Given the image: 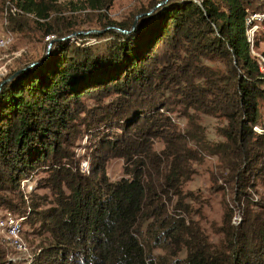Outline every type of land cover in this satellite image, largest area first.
Instances as JSON below:
<instances>
[{"label": "trees", "instance_id": "obj_1", "mask_svg": "<svg viewBox=\"0 0 264 264\" xmlns=\"http://www.w3.org/2000/svg\"><path fill=\"white\" fill-rule=\"evenodd\" d=\"M161 1L115 21L114 0H0L5 28L41 44L0 70V207L38 222L33 264H264V196L249 191L264 185V75L245 24L264 0ZM92 29L101 32L66 38ZM189 110L223 120L222 139L209 140ZM81 134L93 148L87 175L72 149ZM208 154L230 199L217 242L182 189ZM112 157L124 162L116 181L105 176ZM37 172L50 201L21 187Z\"/></svg>", "mask_w": 264, "mask_h": 264}, {"label": "rangeland", "instance_id": "obj_2", "mask_svg": "<svg viewBox=\"0 0 264 264\" xmlns=\"http://www.w3.org/2000/svg\"><path fill=\"white\" fill-rule=\"evenodd\" d=\"M144 1L146 0H114L113 5L108 11V15L115 21L125 19L137 9L139 4ZM196 1L198 3L200 2V0ZM1 6L2 4L0 3V37H3L4 32L7 31V29L5 28L4 19L2 16L3 14L1 13ZM72 37L74 36H71L70 38ZM40 45V42L36 41V36L33 35L32 32L13 31L12 38L5 46H8L7 49L0 51V66H6L10 62V59L16 57L17 55L20 56L21 54L23 59L26 55L33 54ZM254 50L262 54V51L264 50V37L262 34H259L256 37ZM18 61L19 60H17L15 63L17 64ZM205 63H208L213 67H220L222 70L224 69L221 63ZM105 99L107 100L108 98ZM85 103L90 107L96 105V102L91 99L86 100ZM176 109H178L177 106ZM189 113L190 115L196 113V123H198V125L204 129V132L206 133V136L209 140L217 141L222 139L219 136L217 129L223 125V120L212 115L193 112V110H189ZM262 114V121L264 123V111H262ZM171 117L180 130H185L187 127H189L187 121L188 117L183 116L182 112L173 111L171 112ZM259 131L261 130L259 129ZM90 145L89 136L86 134H81V136L76 141L75 146L72 148L75 152V157L78 158L79 171L84 175L89 174L90 165H92L89 155H92L91 151H93V148ZM162 147L163 144L161 142H157L154 145V148L157 150L161 149ZM218 164L219 160L217 156L211 154L205 155L200 162H192V168L194 172L192 173L190 179L184 182L182 185L184 192L191 191L193 193L192 197H196L195 199H191L192 197L187 199V201H189L191 205L197 209L195 213L198 211L197 214H193V218L200 223L204 232L213 242H217L221 236L219 232L215 231V228L216 226L222 224V217L227 201L230 202V199L227 198L229 191L227 192L223 187L224 182L219 175L221 170ZM104 168L105 176L108 181H116L124 175V162L120 157L106 159L104 162ZM42 175H44L43 172H37L31 174L28 177L29 179L26 178L27 180L23 179L22 181H25V185L23 187L26 190V195L30 194L29 197L32 196L34 200L40 201L41 199H39L38 196L43 195L47 198L46 201H50L52 196L50 195L49 189L36 185L35 180ZM212 177L217 178V182H213ZM29 191H31V193H28ZM249 191L253 193L254 198L260 199L262 196H264V185L261 182H257L255 187ZM45 205L47 204H41V207H45ZM7 213L8 211H6L4 207H0V220H2L7 215ZM235 217H237V219ZM239 218L240 217L238 214L234 213L231 218V222L234 225L237 223L239 224ZM37 227V221L34 222L30 219L24 220L19 235L20 243H22L21 247H18L16 243L12 242L11 239L8 238L6 230L0 227V255H2L0 261L4 259L8 260V262H2V264L34 263L38 253V248L42 245L43 239L45 237V235L39 233ZM155 252L161 253L162 251L156 249ZM182 255L183 254L181 253V256Z\"/></svg>", "mask_w": 264, "mask_h": 264}, {"label": "built area", "instance_id": "obj_3", "mask_svg": "<svg viewBox=\"0 0 264 264\" xmlns=\"http://www.w3.org/2000/svg\"><path fill=\"white\" fill-rule=\"evenodd\" d=\"M11 10L17 11L15 7H12ZM6 11L7 9H5L4 14L6 13ZM245 24H246V41L250 46L251 53L257 56L259 63V70L264 75V55L254 50V43L256 37L259 34H264V10L249 12L245 19ZM11 38H12V32L9 30L5 31L4 36L0 37V48L5 47L9 43ZM1 68L3 67L0 66V70ZM255 129L259 131L257 127H255ZM24 185H25V181H22V187ZM235 218L237 219V217ZM25 219H26L25 213L12 214L8 212L7 215L2 220H0V227L6 230L8 234V238L11 239L12 242L16 243L18 247L22 246V243H20L19 235L22 229V224Z\"/></svg>", "mask_w": 264, "mask_h": 264}, {"label": "water", "instance_id": "obj_4", "mask_svg": "<svg viewBox=\"0 0 264 264\" xmlns=\"http://www.w3.org/2000/svg\"><path fill=\"white\" fill-rule=\"evenodd\" d=\"M166 0H163V1H161L160 3H158L156 6H158V5H160L161 3H164ZM141 14H138L137 16H136V18L138 17V16H140ZM135 23L136 22H134V24L132 25V27H131V29H134V27H135ZM116 30H118V31H120V32H122V33H129L130 31H128V30H124V29H120V28H118V27H116ZM88 32H101V30H95V29H92V30H89V31H75V32H73L71 35H68L66 38H69V37H71V36H76L77 34H79V33H88ZM52 39L51 40H49V42H48V45H47V54H48V52H49V50H50V46H51V44H52ZM35 63H37V62H32V63H30L28 66H30V65H33V64H35ZM18 71H16V73H17ZM15 73V74H16ZM13 76V75H12Z\"/></svg>", "mask_w": 264, "mask_h": 264}]
</instances>
